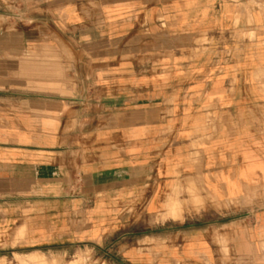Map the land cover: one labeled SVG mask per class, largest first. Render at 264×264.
I'll return each mask as SVG.
<instances>
[{"label":"crops","instance_id":"obj_1","mask_svg":"<svg viewBox=\"0 0 264 264\" xmlns=\"http://www.w3.org/2000/svg\"><path fill=\"white\" fill-rule=\"evenodd\" d=\"M251 1L0 0V258L264 264Z\"/></svg>","mask_w":264,"mask_h":264},{"label":"rangeland","instance_id":"obj_2","mask_svg":"<svg viewBox=\"0 0 264 264\" xmlns=\"http://www.w3.org/2000/svg\"><path fill=\"white\" fill-rule=\"evenodd\" d=\"M254 4L249 0V5ZM172 204V198L169 200ZM31 260L30 264H113L116 261V256L113 251L105 250L98 255H95L89 249L77 250L76 252H68L65 255L53 254H13L7 257L0 258V264H27L24 261Z\"/></svg>","mask_w":264,"mask_h":264},{"label":"bare ground","instance_id":"obj_3","mask_svg":"<svg viewBox=\"0 0 264 264\" xmlns=\"http://www.w3.org/2000/svg\"><path fill=\"white\" fill-rule=\"evenodd\" d=\"M36 160V159H35ZM170 202V201H169Z\"/></svg>","mask_w":264,"mask_h":264}]
</instances>
